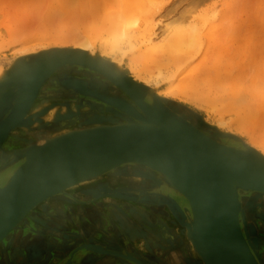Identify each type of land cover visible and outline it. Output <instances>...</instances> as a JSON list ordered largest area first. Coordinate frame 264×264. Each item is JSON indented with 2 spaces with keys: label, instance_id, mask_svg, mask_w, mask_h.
Wrapping results in <instances>:
<instances>
[{
  "label": "rangeland",
  "instance_id": "rangeland-1",
  "mask_svg": "<svg viewBox=\"0 0 264 264\" xmlns=\"http://www.w3.org/2000/svg\"><path fill=\"white\" fill-rule=\"evenodd\" d=\"M82 1L84 3L85 2L87 3L86 7L83 3H81V0H0V31H1L0 32V68H2L5 71V73L8 72L15 65L16 61L19 58L33 55L35 54V52L37 54L38 52H40V50L42 51V49H44V46H46V44L48 45L46 48H51L52 45H54L52 44V40H58L60 38V35L62 34H66L65 39L69 41L68 42L69 46L67 47H72V43L76 42L77 36L80 35L83 36L82 34L85 33L84 36L86 35V37L83 36L84 39L89 38L90 40L93 41V52L95 57L103 58L107 61H110V59L112 60V58H114L115 56H116L115 58L117 57L119 58L120 53L119 52L114 53L113 51L110 52L111 49H109V46L111 44V41L113 40V37L117 35V31L119 30L118 26L117 28H115V26L118 23L117 24L115 23L120 20L119 15H124L123 12H121L120 14V10H122L123 8L122 4H125L123 3V1L125 0H82ZM103 1L104 4H102ZM82 4L84 7L81 6ZM107 4L110 7L106 6ZM89 5L91 7L93 6L94 10ZM116 6L119 8L118 12L110 11L109 13L112 15H110L109 13L106 14V12L108 11L107 9L115 8L114 10H116L117 9ZM165 7L166 9H163L161 11V13L162 12L164 13L162 14L164 15L162 21L163 22L168 21L167 23L171 22L170 24L174 26L173 27L171 25L173 31L179 29L178 26L179 27L183 26L182 28H184L188 22L191 23L193 21H197V19L200 20L199 16L203 17L202 15H205L206 21H210V19H212L211 16L213 15V13L216 14L215 16L216 18H214L215 19L214 30H211V28L209 29L210 27L208 24L209 22L208 23L206 22L207 24H205L206 25L205 31H208V34L211 33L210 34L211 36L214 35L209 38V42L210 39L211 42L208 43L210 47L215 46L213 49L214 52L211 57V60H209L210 61L209 65L213 64V61L221 62V59L223 61L221 62L222 64L223 63L225 64V61H227L228 59L227 63H229V65L230 64L232 65V67L231 65L226 66L228 70V71L226 70V73H224V75L227 74L225 78L227 79L226 82L224 81L225 83L223 82L221 83V85L220 83H218L219 86L222 87V89L221 87L217 86V84H215L214 82H211L212 80L210 81L209 79H205L204 75L200 76V73L197 76V78L199 77L198 78L199 80L197 78L193 80L190 79V81L188 80V82H186L187 85H185V82H184V86L182 82L181 85H179L181 76L177 77L175 75L178 73L175 72L174 66L171 65L172 63L168 64L169 62L167 61H166L167 64L166 62L163 63L164 61H162L163 65H161L162 64L161 62L160 64L156 63L157 64L156 66L157 67L159 66L158 68L161 70L159 71V73L157 74L154 73V75H152V77L149 78L151 88H153L151 89L148 85H145L143 82L134 80L133 78L134 74L132 70L133 69L136 70L137 68L138 69L137 71H139L140 66L138 62L137 64H135V61L133 62V60H131V58L133 57L132 55H130V51L129 52L127 51L128 50L127 42H125L124 40L121 42L123 43V48L126 47L125 49L127 50L120 56L122 58L121 63L124 73L123 79L127 82H131L129 80H132L136 83H139L141 85L139 88L143 94V95L141 94L142 98L146 97L143 91L144 90L150 91L151 89V92H149V97L151 98L150 102H145L144 100L143 102L147 104H150L151 102L157 104L158 102L153 101V99L156 100L158 98L157 100L159 102L161 100L165 108H168L174 114L181 116L185 120H190L198 127L199 130L203 132L206 131L211 134H213L214 131L217 132L215 130L217 127L214 124H216L217 120L220 119V118L218 119V112L220 111H217L218 110L217 106H219L220 103L216 101V104L214 103L215 104L214 105L213 98L215 97L216 93H218L219 96L216 95L215 98L218 97L221 98V96H225V97L227 96V94L224 91L225 88H223L225 87V85L227 88V87H231L232 85H237L241 83L243 85L241 86V88H243L245 91L242 98L244 99L246 98L245 100L242 99L241 102H244L242 103V105L244 104L243 106H245V104L248 103V106H246L249 107L247 108L248 110L246 111L245 107L243 108L240 105V103H238V105L241 106L239 107L237 105L236 100L234 102V100L230 98L232 101L229 99L231 102L228 100L227 102L224 99V97H222L223 99L222 101L225 100L227 103L225 102V105H223V107L221 106L222 107V108L220 107L221 109L219 108L221 111L224 110V112H222L221 114L223 118L225 117V123L221 127V132L226 134H231L234 132L236 133V135L234 134L231 135L236 136L238 140L232 139L227 136H221L218 138V140L220 143L223 142L222 144L232 145L238 148H244L243 144H246L248 147H250L248 143L251 141V139L252 140L255 139L258 142L257 147H259V145H264V114H263L264 113V73H263L264 72V1L263 0H173L172 2H169V4H167ZM101 12L102 13L105 12V15L101 14ZM219 16L220 18L219 20H217ZM101 17H103V20L101 19ZM94 20H96V22ZM99 21L100 22L104 21V22L100 23ZM111 21L112 23L114 22L115 25L111 24L110 23ZM182 23L183 25H181ZM227 23L230 24L229 26L230 30L227 27L228 25ZM97 24L100 26H97ZM108 25L109 28H107ZM159 26L160 24H158V27ZM9 27L11 28L10 31H9ZM225 27L227 28L226 30ZM87 29L89 30V33H86L88 32ZM106 29L110 30L111 32L109 31V33H107L108 31ZM219 31L221 34L220 37L217 34ZM215 32L217 33L215 34ZM249 34L251 37L249 36ZM222 35L224 36L225 42L224 41L222 42L223 40V38H221ZM44 36L46 37V39L41 38L33 42L28 41L29 38L31 39L33 37H44ZM249 39H251V41ZM70 41L72 43H70ZM77 42H79V40ZM207 46L208 45L205 44V47ZM28 50L29 51L34 50L35 52L22 54V51L27 52ZM228 51L229 53H227ZM239 51L241 52V54L239 53ZM157 62L159 63V61ZM131 63H134V65ZM196 63L194 62L193 66ZM246 65L248 67V72H247L248 74L245 73L247 69ZM164 66L166 67V69ZM192 67L190 68L192 69ZM230 69H232L231 70L232 73L228 74ZM59 72H60L59 73L60 76L58 79V83L55 85V88L52 89V90H56L55 94L52 95V98L49 97L50 95L48 94L46 96L47 98H51V100L53 99V101L61 102L62 105L59 103L58 104L53 103L51 101L50 104L52 105V108L51 105L50 106L48 105L40 110L42 111L47 109L46 110L47 113L45 112L42 113V115L32 117L31 120L32 122L33 120L34 122H36L35 126H37L36 127L37 129L41 128L45 124L51 123L54 117H56V114H59L58 111H60L59 115L61 116L72 113L81 114L82 116H88V114H91L90 113L91 109L89 106L91 104L92 98L85 97L82 95H76L73 89H69L66 85L71 81H75V82L77 81L78 83H84L86 89L88 88V90L89 89H93L96 91L98 90L99 92V89H97L96 86H101V85H97L95 83L94 80L95 78L93 77V74H96L99 77H101V75L99 73L97 74L96 72L90 69L87 68L84 69V67H79V68L69 67L64 70L61 69ZM142 72L141 70L139 71L140 75L146 76L145 71L143 73ZM171 74L173 75L172 78L174 77L173 79H171L170 76ZM229 75L230 77L227 78ZM235 79H238V83L237 80L235 81ZM105 80L107 79L105 78ZM244 81L247 83L243 84ZM109 83L111 82L109 81ZM213 84L215 85L212 86ZM223 84L224 86H222ZM254 84L256 85L254 86ZM251 86L252 87L258 86L256 88L257 91H255L254 89L256 93L254 91L253 92L250 91ZM50 88H52V85ZM214 89H216L217 92L216 91L214 92ZM251 90H253V88ZM212 91L214 92V94H212ZM259 91L262 92L259 93ZM165 92H168L169 97H164L159 95V93L165 94ZM257 94L258 96H255ZM207 96L210 98H207ZM149 97L147 98L149 99ZM78 98H80V100H78ZM219 98L218 101H220ZM72 99H74V101L76 102L74 103ZM208 99L209 102H207ZM129 100L135 106V108H139L140 113H142L141 108L136 104V102L131 98H129ZM233 102L236 103L237 107L239 108L238 109L239 111L237 110V108H234ZM56 106L58 108H56ZM241 108H243L244 110L243 113L241 112L243 111ZM50 110L52 111V115H51L52 119L50 118L51 116L50 117L47 116L48 118H45V115H47L50 112ZM253 110H256L257 113L256 111L253 112ZM40 111H38L36 114L40 113ZM250 111L252 113H249ZM6 114L7 112L0 113V117L3 118V116L5 117ZM221 114H219L220 117H222ZM237 114L239 115L238 118L236 117ZM246 117L249 120L246 119ZM249 117L253 119L250 120ZM67 118L68 117L63 119L64 124ZM257 118L260 123L257 121ZM44 119H47L48 121ZM204 119H206L207 122H209V124L211 125H209L206 121H204ZM244 121L246 122V124H244L245 123ZM254 121L255 122L257 121L258 124L255 123ZM32 122L30 123V125L34 123ZM241 122L244 123L242 124ZM253 123L255 124V126L253 125ZM20 128L21 130L25 131V129H22V126ZM211 134H209V137H212ZM36 138L35 141L38 142L42 141V139L38 140L39 137L37 139ZM11 146L17 147L18 145L12 142L11 140V142L8 141V145L4 146L6 148H2V149L8 151L10 150L9 148ZM262 147L264 148V146ZM27 149L28 148H24V147L20 149L18 146V149H13L12 151L10 150L11 153H7L5 158L9 157V159H11L14 157L15 154L17 155L18 153H22ZM14 152L17 153L14 154ZM20 160H22V158ZM132 172L133 173L125 172L124 174H126L131 181L138 183L139 186L153 189L155 191L156 190L164 191V189L161 187L160 188L162 190L156 189V186L154 188L150 187L151 184L152 185L154 184L155 182L154 179L156 178L151 176L148 177L137 170H133ZM9 173L7 174L8 177L12 175L11 173L9 176ZM5 174L6 172L4 173L3 170H0V180L3 179ZM124 174L121 173L120 175L124 176ZM116 175L117 174H114L113 177L109 179H112V181L115 180ZM130 180L124 178L123 179L124 182L119 180L120 182L116 183L115 181L114 185L119 186V188L114 189L109 187L107 185V182H105L104 179H102L100 180L99 185L98 184L97 185L98 186L107 185L105 188L87 189L86 191L78 192V195L76 197L79 198H76L75 200L65 199L63 201L60 200L58 202L51 201L45 207L41 205H40L41 207L40 206L37 207L38 209L37 208L36 209L38 211L35 210L32 216L27 217L28 219L25 218L23 221L24 224L22 226L27 229L28 227H30L29 230L33 231L34 234L38 237V239H40V242L43 243V246H41L43 251L41 253L42 255L40 259L33 262V264H42L40 263L43 260L42 258L44 256L50 257V253L52 251L55 254H57L59 251L58 253L59 255L61 251L62 253L66 254L67 252L65 251H69L70 249L69 245L82 241L83 242L86 241L91 246L94 247V249L86 248L87 249L86 252L87 251L93 252L92 254H94L95 257H99V256L101 257L100 255L101 248L108 245L111 247L118 246L123 250H126L130 253L137 255L139 258L142 259L143 262H145V264H184L183 263L184 260H180V258H175L176 254H182L180 249H183V247L180 248L177 245H174L173 244L174 240L171 242V245L169 247L170 250H168L169 248L167 250L162 249L159 246L160 239L164 240V242L165 241L169 242L170 239L167 235L168 233L166 234V236L164 233L161 234L158 233V231L161 230V227L158 225L157 220H154L152 218V217L158 218L160 216V213L163 214V217L166 216L168 218L172 216L173 214H170V204L168 202H162V203L158 202L157 196L154 194L152 195L151 193L143 192L140 196H138V194L135 195L134 193L133 194L129 193L128 191L130 189V186L128 185L131 183ZM121 187L125 189L120 192V189H122ZM85 188H89V186L82 187L80 189H85ZM70 192L72 193L74 191H70ZM70 192H68V194L67 193L58 194L55 197H63L65 195H69ZM252 192H245V191L240 192V198H241L240 200L242 201V206H241V210H238V217H239V223L241 229L243 230L245 235L250 236L255 240L254 242L255 245L254 247H252V249L254 253L257 254L260 264H264V194H263L264 192L263 193L260 192L252 193ZM47 202L43 204H46ZM180 216L181 219L179 224L183 225L185 221L183 212H181ZM170 219L168 218V220ZM170 224L174 226H178L177 219H175V217L172 216ZM184 229L185 226L183 225V231H182L183 234H184ZM64 236H70V237L67 240L64 239L65 238ZM161 236L163 238H161ZM96 237L100 241L95 240ZM26 239H28L29 242L28 245L30 247V249L28 250H31L30 252L34 257H38L40 255V252H35L37 248H39L38 242L36 241V239H29L28 237H25L24 241L22 239V242H25ZM174 239H176V237ZM10 242L11 241H9V243ZM260 242H263V250L261 254L258 253ZM9 243L7 244L2 243V245H5V252H6L5 259L7 264H12L14 261L8 262V259L10 260L13 257L12 253H9V251L11 250V247H9L8 249ZM103 243L105 245H103ZM179 243L180 242L178 241V244ZM15 245H17L16 242ZM25 245L27 246V244ZM189 245L190 244L186 245L187 248L190 247ZM17 248L21 249V247H17ZM19 249L14 248L12 249V251L14 250L15 252L16 250L17 252L19 251V253H21ZM171 253H173L174 255ZM195 253L201 260L200 261L201 264H204L201 256L196 251ZM85 254L84 252H82V254H79V257L83 258L85 257ZM193 255L194 254L192 253V256ZM2 258L3 256H1L0 258V264H5L6 262L2 263L3 262Z\"/></svg>",
  "mask_w": 264,
  "mask_h": 264
},
{
  "label": "bare ground",
  "instance_id": "bare-ground-1",
  "mask_svg": "<svg viewBox=\"0 0 264 264\" xmlns=\"http://www.w3.org/2000/svg\"><path fill=\"white\" fill-rule=\"evenodd\" d=\"M172 1L173 0H127V1L125 0V1H123V3H125V4L121 3L123 5V6L121 5L123 8H122V10H120V14H121V12H123L124 15H119L120 20L118 19L119 21L115 23V24L118 23L115 26V28H117V26H118L119 32L117 31V35H115L113 37V40L111 41V44L109 46V49H111V51L110 50L109 51L110 52L113 51L114 53L119 52L120 53L119 55L121 56L128 49L127 51L128 52L130 51V55H132V57H133V58H131V60H133V62L135 61V64H137V62L139 64V66H140L139 71L140 70H141V72L145 71V73H146V76L142 75L143 76L142 77L140 75L139 71H137L138 70L137 68H136V70L131 69L133 74H134V76H133L134 80L139 81V82H143L145 85H148L150 88H151V84H150L149 78L152 77V75H154V73L155 74L159 73V71L161 69H159L158 68L159 66L157 67L156 65L160 64V62L162 63V61H164L163 63H165L166 61L169 62L168 64L172 63L171 65L174 66L175 72L178 73L175 75L177 77L181 76L179 85H181V82H182L183 86H184V82H185V85H187L186 82H188V80L190 81V79L193 80V79L197 78L199 73H200V76L204 75L205 79H209L210 81L212 80L211 82H214L215 84H217V86H219L218 83H220V85H221V83H223L224 81L226 82L227 79H225V78H226L227 74L224 75V73H226V70H227L226 66L231 65V64L229 65V63H227L228 59H227V61H225V64L221 63V62H223L221 59V62L213 61V64L209 65V63H210L209 60H211V57H212L213 52H214L213 49L215 46L210 47L208 43L211 42V39L209 42V38L214 36V35L211 36L210 35L211 33L208 34V31H205V26H206L205 24H207L209 22L208 23L210 26L209 29L211 28V30H214V28H215L214 27V20H215L214 18H216L215 17L216 14L213 13L212 16L210 15L212 17V19H210V21H206V19H205L206 17H205V15H202L203 14L202 13L200 15H202L203 17L199 16L200 20L197 19V21H193L191 23L188 22L189 24L187 23V25L184 28H182L183 26H180V27L178 26L179 29L173 31L172 27H171L172 24H170L171 23L170 20H169L170 23H167L168 21L167 22L164 21V22H166V23H164L162 21V18L164 16L162 14H164V13L163 12L161 13V11L163 9H166L165 6L167 4H169V2H172ZM81 3H83L86 7V4H87L86 2L84 3L81 0ZM261 3H262V1H261ZM83 4L81 5L82 7H84ZM102 4H104V1ZM239 4H240V2H239ZM100 6H101V4H100ZM106 6L110 7L108 4ZM91 8L94 10L93 6ZM116 8H117L116 10H114L115 8L114 9H107L108 11L107 12L105 11V12H106V14H108L110 11L118 12L119 8L117 6H116ZM216 10H215V12H216ZM105 12H103V13L101 12V14L105 15ZM110 15H112V14H110ZM228 16H229V14H228ZM219 18H220V16L218 17L217 20H219ZM101 19L103 20V17H101ZM108 19H111V18H108ZM94 21L96 22V20H94ZM102 22H104V21H101L100 23H102ZM243 22H244V20H243ZM110 23L114 24V22L112 23V21ZM215 23H216V21H215ZM220 23H222V22H220ZM107 24H108V22H107ZM158 24H160L159 27H158ZM227 24H228L227 27L229 29L230 24L229 23H227ZM109 25L107 28H109ZM181 25H183V23ZM97 26H100V25L97 24ZM88 28H90V27H88ZM10 29L11 28L9 27V31H10ZM226 29L227 28L225 27V30ZM3 30H5V29H3ZM107 31H108L107 33H109L110 30H107ZM86 33H89V30ZM216 33L217 32H215V34ZM227 33H228V31H227ZM84 34H82V35L84 36ZM217 34L220 37V35H221L220 31ZM65 35L66 34L60 35V38L58 40H52V44H54V45H52L51 48H46L48 46L46 44V46H44V49H42V51H47V50L50 51L52 49H57V50H70L71 52L64 51V52H56V53H52V54H51V52H49L46 55V57L44 58V60L43 61L41 60L42 62H40V63L38 62L39 64L38 63L35 64L36 66L33 67L34 70H33V75L31 77L32 87H31L30 91H28V93H27L28 97H26L25 101L23 102V105L16 112V113H18L19 117H20V114H22L21 115L22 119L20 122L21 124H19V123L14 124V125L12 124V126L9 127V129L7 130L6 133H4V132L1 133V131H0L1 136H4V134H6L4 136V138L1 139V141H0V149H2L4 146L8 145V141L11 142V140H12V142L16 143L20 149H22V147H24V148H29V147L33 148L34 147L32 154L35 155V154L39 153L42 148H45L46 146L52 145V144L56 143L57 141L65 139V138L70 137L72 135L88 133V132L103 129V128L125 127V126H131V125H136V124L143 125L146 127H158V126H160V127H164L165 129L178 131L181 133L186 132L187 134L191 135L192 137L201 139L204 142H210L212 144L219 145V147H218L219 149L230 150V149H233L235 147L232 145L222 144L223 142L220 143L218 140V138L221 137V133H222L221 127L225 123V117L223 118V116L221 114L222 112H224V110L221 111L220 109L223 107V105H225V102L227 100L230 101L232 99V100H234V102H235V100L237 101V105H238V103H240V105L243 108L245 107L246 111L248 110L247 108H249V107H246V106H248V103H246V101H245L246 104H245V106H243L244 104L242 105V103H244V102H241L242 99H244L242 97L245 93L244 89L241 88V86H243L241 83H239L241 85H239V84L232 85L231 87H227V88L225 85V87H223V88H225V90L224 89L223 90L225 91L227 96L226 97L221 96V98L218 97L220 99V101H218V98H215L216 95H218V93H216L215 97L213 96L214 97L213 99L214 100L216 99L215 102L213 100V104L214 103L216 104V101L218 103H220V105L217 106L218 107L217 111H220V112H218V119L219 118L220 119L217 120L216 124H214L217 127L215 129L217 132H215V131L214 132L217 135L214 132H213V134H211V133H208L206 131L203 132V131L199 130L198 127L193 122H191L190 120H186V121H183V122H180L177 124L174 122L165 121L162 119L159 121L153 120L151 118H145V120H143V121L137 120L136 117L133 116L134 114H132L130 112V110L132 112H134L135 114H137L140 112L139 108H135V106L131 102H129L127 98L122 97L123 99L125 98L127 100L126 101V100L121 99V97L120 98L116 97V96H114L115 93H112L111 91H110L111 93H108L109 94L108 95L105 93L98 92V90L97 91L93 90V89L88 90V88L87 89L85 88L84 83H78L77 81L75 82V81H71V80H70L71 82H69V83L67 82L68 84L66 85L69 89H73V91H74V93H76V95H82L85 97H91L92 98L91 104L89 106L91 109L90 110L91 114H88V116H82L81 114L72 113V114L61 116V115H59L60 111H58L59 114H56V117H54V119L52 120L51 123L45 124L41 128L37 129L36 128L37 126H35L36 122H34V120H33V122H34L33 123L31 120L32 117L39 116V115H42V113H45L47 109L44 111L42 110V112L40 110L45 106H48V105L50 106L51 101L53 103H57V104L59 103L62 105L61 102L53 101V99L51 100L52 95H54L56 92V90H52V89H54L55 85L58 83V79L60 76L59 71L61 69H66L69 67H71V68L84 67V69L87 68V69H90V70L96 72L97 74L99 73L101 75V77L106 78L112 84L116 85V87L118 88L119 91L123 92L124 95L133 99L135 102H136L135 98L137 100H139L140 95L142 94L139 86L133 87V85H130V83L132 81L127 82L123 79L124 73H123L122 63H121L122 58L119 55H118L119 58L118 57L115 58L116 57L115 56L114 58H112V60L110 59V61H107L103 58L95 57L94 52H93V41L90 40L89 38L84 39V37H86V35L84 37L81 35L77 36V40L75 43L74 42L72 43L70 41V43H72V47H67V46H69V43H68L69 41L67 39H65V37H66ZM223 35L221 37V38H223L222 42L223 41L225 42ZM249 36H250V34H249ZM78 37H80V38H78ZM41 38L46 39L45 36L44 37H33L31 39L29 38L28 41L33 42V41L39 40ZM81 39H83V40H81ZM78 40H79V42H77ZM123 40L125 42H127V46H128L127 49H125L126 47L123 48V43L121 42ZM249 40L251 41V39H249ZM262 43H263V41H262ZM205 44L208 46L205 47ZM53 46H56V47H53ZM227 46H229V45H227ZM244 46H245V44H244ZM229 51L227 53H229ZM29 52L34 53L35 51L34 50H32V51L28 50L27 52L22 51V54H26V53L28 54ZM239 53L241 54L240 51H239ZM35 54H36V52H35ZM35 54H33V55H35ZM27 60L28 59L26 58V61ZM61 61H64L66 63H64L63 65L56 67L54 70L48 72L49 66L54 67V66H56V64H59V62H61ZM157 61H159V63ZM196 61H197V63H196ZM242 61H243V58H242ZM27 62H29V61H27ZM67 62H70V63H67ZM167 62H166V64H167ZM194 62L196 64L193 66ZM163 63L161 65H163ZM131 64L134 65V63H131ZM190 67H192V69ZM231 67H232V65H231ZM243 67H242V69H243ZM246 67H247V65H246ZM188 68H190V69H188ZM165 69H166V67H165ZM231 70L232 69H230V71ZM230 71L228 72V74L232 73V71L231 72ZM254 71H256V70H254ZM247 72H248V67H247L245 73H247ZM172 74L170 75L171 79L174 78V77L172 78V76H173ZM9 77L10 76H9L8 72L5 73V71L2 68H0V89H2V88L8 89L7 87H4L3 85L6 81H8ZM42 77L44 79H43V82L40 83L39 81L41 80ZM177 77H176V80H177ZM229 77H230V75L227 78H229ZM235 78H237V77H235ZM198 80H196V81H198ZM236 80L238 83V79H235V81ZM100 81L101 80L97 81L96 84L101 85V86H99V88H104L103 90H105L107 87L109 88V86L111 85V84L102 85L100 83ZM245 83H247V82L244 81L243 84H245ZM190 84H192V83H190ZM215 84H213L212 86H214ZM51 85H52V88H50ZM255 85L256 84H254V86ZM222 86H224V84ZM219 87H221V86H219ZM257 87L251 86V89L253 88V90L250 89V91L253 92L254 89H255V91H257L256 90ZM99 88H97V89H99ZM215 88H218V87H215ZM5 89L2 91L1 94H4L6 91H8ZM151 89H153V88H151ZM151 89H150V91H147V90L143 91L144 95L146 97H149V92H151ZM221 89H222V87H221ZM217 90H220V89H217ZM215 91H216V89H214V92ZM214 92L212 91V94H214ZM218 92H220V91H218ZM261 92L262 91H259V93H261ZM77 93H79V94H77ZM255 93H253V94H255ZM47 94L50 95L49 97H51V98H47V96H46ZM159 95L164 96V97H169L168 92H165V94L159 93ZM255 96H258V94ZM222 97H224V99L226 101L225 100L222 101L223 100ZM259 97H260V94H259ZM207 98H210V97L207 96ZM46 99H49V100H46ZM149 99H151V98L149 97ZM261 99H262V96H261ZM78 100H80V98H78ZM72 101L74 103L76 102V101H74V99H72ZM207 102H209V99L207 100ZM136 104L138 105L137 102H136ZM211 105H212V103H211ZM237 105H236V103L233 104L234 108H237V110H238L239 108L237 107ZM240 105H238V106L241 107ZM212 107H213V105H212ZM51 108H52V105H51ZM56 108H58V107L56 106ZM56 108H55V110H56ZM243 108H241V109L243 110ZM252 108H254V107H252ZM51 110L47 115L44 114L45 118H48L52 115ZM38 111H40V113L36 114ZM254 111H256V110H253V112ZM241 112L243 113L244 110ZM247 113H246V115H247ZM249 113H252V112L250 111ZM256 113H257V111H256ZM219 114H221L222 117H220ZM238 114L236 116L237 118L240 115V114L239 115ZM231 115H232V113H231ZM226 116H228V115H226ZM66 117H68V118L66 119V122L64 124L63 119ZM1 118L2 117H0V119ZM40 118H43V117H40ZM50 118L52 119V116ZM249 118H250V120L253 119V118L251 119V117H249ZM246 119H248V118L246 117ZM44 120L48 121L47 119H44ZM204 121L207 122L206 119H204ZM257 121H258V118H257ZM257 121L256 122L254 121V122L257 123ZM31 122L33 123L32 125H30ZM244 122H241V123L243 124ZM207 123L209 124V122H207ZM244 124H246V122ZM261 124H262V122H261ZM23 125H25V126H23ZM209 125H211V124H209ZM253 125L255 126L254 123H253ZM21 126H22V129H25V131L21 130V128H20ZM239 126H240V123H239ZM243 129H244V127H243ZM209 134H211L212 137H209ZM231 134L236 135V133H234V132ZM36 137L37 138L39 137L38 140L42 139V141L41 142L35 141ZM257 143L258 142L255 139H253V140L251 139V141L248 143L250 145L249 149H252L256 154H258L260 157H262L264 159V148L262 147L264 145H259V147H257ZM36 146H38V147H36ZM236 148H238V147H236ZM2 155H4V156H2ZM5 155H6V152L0 150V166H1L0 169H2L5 166H8L10 164H11V166L14 165V168L8 169V172H10V174H11L19 166L18 164L24 160V158L22 160H20L21 158L9 159V157L5 158L6 157ZM128 156H133L134 158L123 160V158L128 157ZM16 161H19V162H16ZM133 170H137L140 173H142L148 177L151 176V177L156 178L157 180L154 179L155 182L153 185L150 183L151 184L150 187H152V188H154L155 186H156V189H159V190H162L161 188H163L164 190H166V191H168V192H170L176 196H179L180 198L185 199V200H187L188 197H192L191 176L189 174H187V172L185 170L180 168V166L175 164L174 162L157 159L156 157H153L152 159H150V158L140 159L137 156V152L132 151V150L125 151V150L118 149V150L108 151V152L99 154L98 156H96L94 158L88 159L87 161H85L84 163L79 165L78 168L73 169V171L55 188V190L49 196L45 197L44 199H42L41 201L36 203L20 219V221H18V223L4 237H2L0 239V245L3 243V241L8 239L9 236H11L15 230H17V228L23 223L25 218L32 216L34 214V211L37 207H39L43 203L47 202L49 199L55 197L56 195L66 194V193L68 194V192L79 189L80 187L91 186V185L97 184L102 179L113 177L114 174L120 175L123 172L133 173L132 172ZM218 177H219L218 182H219L220 194H221L222 202H223V206H224L223 208H224L225 219H226L225 221L227 224L230 222V220L232 219L234 214L238 213L237 212L238 210H241L242 201L240 200L241 199L240 198V192H243V191H245V192H252L253 191V192H260V193L264 192V166L254 154H252V155L251 154H243V155H236V154L234 155L233 154V155L229 156L227 158L225 164L219 169ZM193 201L195 202V198L193 199ZM187 202H188V200H187ZM192 209L193 208L189 205V211H190L191 216L193 215ZM193 210L195 212L194 214L196 216V222H197L196 224H197L199 230L202 233H204V235H207L209 241L211 240V242H212V227H211L210 223H207V220L204 216L205 213L202 212L201 208H199V205L196 202H195ZM238 221H239V217H238ZM183 225L185 226V229H184L185 237L190 244V248L193 249V250L191 249L192 253L196 256L195 251L198 253L197 248H196L197 246L192 239V233L190 231L189 225L186 222H184ZM232 240H233V244L235 246V252H234L235 264H260L257 256L255 255V253L252 249V247H254V245H255L254 244L255 240L252 237L245 235V233L241 229L240 223H239V228L232 232ZM22 243L28 245V243H29L28 239H26L25 242H22ZM27 248L29 249V247H27ZM108 250H106V252ZM110 251H112V250H110ZM35 252H40L39 248H37V250ZM113 253L114 254L116 253V255L118 257L120 256L122 258H129L126 255L125 256L122 255L123 253L119 252V251L118 252L113 251ZM129 259H131V258H129ZM131 260H133V259H131ZM203 263L207 264L205 261H203ZM67 264H69V262H67Z\"/></svg>",
  "mask_w": 264,
  "mask_h": 264
},
{
  "label": "water",
  "instance_id": "water-1",
  "mask_svg": "<svg viewBox=\"0 0 264 264\" xmlns=\"http://www.w3.org/2000/svg\"><path fill=\"white\" fill-rule=\"evenodd\" d=\"M64 51L71 52L70 50L52 49L21 57L8 71L10 77L3 85L8 89H0V113L7 112L6 116L0 119L1 133H6L12 124H21L22 114L19 117L16 112L23 105L26 97H28L27 93L32 87L31 77L35 64L42 62L49 52L52 54ZM26 58L29 62L26 61ZM64 63L66 62L61 61L54 67L49 66L48 72ZM43 79L42 77L39 82H43ZM130 85L133 87L141 86L133 81ZM4 89L8 91L1 94ZM157 99H153V101L158 102L160 106L158 103L147 104L143 102L142 95H140V99L135 98V100L142 113L135 114L131 110L130 112L140 121L145 120V118L158 121L162 119L176 124L186 121L165 108L163 102L161 100L159 102ZM4 136L0 135V141ZM221 136L238 140L236 136L231 134L222 133ZM243 146L244 148L234 147L230 150L219 149V145L204 142L186 132L181 133L160 126L146 127L136 124L72 135L42 148L35 155L32 154L34 147H29L17 155L15 154L17 152H14L13 159L24 158V160L8 180L0 186V239L36 203L49 196L73 169L78 168L88 159L108 151L132 150L137 152L140 159L156 157L174 162L191 176L192 197H188V203L194 209L196 202L202 212L205 213L207 223H210L212 227L211 242L207 235L199 230L195 212L192 209L193 215L188 225L199 255L207 264H235V246L232 240V232L239 228L238 213L234 214L228 225L225 221L218 174L227 158L233 154H254L264 166L262 157L249 149L246 144ZM133 158V156H128L123 160ZM194 198L195 202L193 201ZM130 258L133 259V257Z\"/></svg>",
  "mask_w": 264,
  "mask_h": 264
},
{
  "label": "flooded vegetation",
  "instance_id": "flooded-vegetation-1",
  "mask_svg": "<svg viewBox=\"0 0 264 264\" xmlns=\"http://www.w3.org/2000/svg\"><path fill=\"white\" fill-rule=\"evenodd\" d=\"M64 70V69H63ZM93 77L95 78V83L97 80H101L100 83L102 85H109V88L107 87L105 90H103L104 88H99V86L97 88H99V92L101 93H105V94H108V93H115L114 96L116 97H121V99H123L122 97H125L128 99L129 102H131L129 100V98L123 94V92L119 91L118 88L116 87V85L112 84V83H109L108 80H105V78L103 77H99L98 75L96 74H93ZM92 79V78H91ZM93 82V81H92ZM107 82V83H106ZM111 91V92H110ZM109 95V94H108ZM123 99V100H126V99ZM143 100L145 102H150V99H148L147 97H143ZM127 101V100H126ZM11 151L13 149H18V146L17 147H14V146H11L9 148ZM8 150L6 151V155L7 153H11V151ZM5 155V156H6ZM4 156V155H2ZM20 164V163H19ZM18 164V165H19ZM17 165V164H16ZM17 165V166H18ZM16 167V166H15ZM9 168H14V165L11 166V165H8V166H5L3 167L2 169L0 170H3L4 173L6 172V174L4 175L3 179L0 180V186H2L7 180H8V169ZM125 172H123L122 174H124ZM9 176H10V173H9ZM127 179V180H130L129 177H127L126 174L123 175H116V178L115 180L112 181V179H104L105 182H107V185L111 188H116L118 189L119 186H115L114 185V182L116 181L117 182H120L119 180H121L122 182L123 179ZM112 181V182H110ZM131 181V180H130ZM100 182V181H99ZM99 182L97 184H99ZM115 183V184H116ZM97 184H94V185H91L92 187L89 186V188H85V189H80L82 187H80L79 189H76L74 190V192L70 193L69 195H65L63 197H55V198H51L48 200V202L46 204H42L41 206H46L48 203H50L51 201H55V202H58V201H63L65 199H71V200H75L76 198H79V197H76L78 195V192H81V191H86L87 189H98V188H104L106 186H98ZM130 186V189H129V193H134L135 195L138 194V196H140L143 192L145 193H151L152 195H156L157 198H158V202H168L170 204V214H173L172 216L175 217V219H177V222H178V226H174L171 223V219H172V216L168 217L170 220H168V218L165 216L163 217V214L160 213V216L158 218L156 217H152L154 220H157V223L158 225L161 227V230L158 231L159 234L161 233H164L165 236L166 234L168 235L170 241L169 242H164V240L160 239V244L159 246L162 248V249H168L171 245V242L173 241L174 245H177L178 247L182 248L183 249H180L181 253L182 254H176L175 258H180V260H184V264H201V260L199 259V257L196 255V256H192V250L190 247L187 248V244L188 241L187 239L185 238L184 234H183V225L181 226L179 224L180 222V215H181V212H183V215L185 217V221L186 222H189L190 219H191V214H190V211H189V204L187 202V200H184L182 198H180L179 196H176L166 190L164 191H155L153 189H149V188H145V187H142V186H139L138 183L134 182V181H131V183L128 185ZM83 187H86V186H83ZM122 188V187H121ZM129 188V187H127ZM125 188H122L120 189V192L122 190H124ZM40 206V207H41ZM180 209H179V208ZM38 209V208H37ZM35 209V210H37ZM182 210V211H181ZM38 211V210H37ZM36 211V212H37ZM178 212V213H177ZM48 214V213H47ZM168 221H167V220ZM184 221V222H185ZM24 223H22V225H20V227L17 229V231L15 230L12 235L6 239L3 243L7 244L9 243V241H11L8 245V249L9 247H11V250L9 251V253H12V258L9 260L8 259V262L9 261H14L12 264H33V262L37 261L38 259H40L41 257V253L43 252L42 251V247L43 246V243L40 242V239H38V237L34 234L33 231H30V227L25 228V227H22ZM21 229V230H20ZM177 230V231H176ZM177 232V233H176ZM177 234V235H176ZM25 237H28L29 239H36V241L38 242V245H39V250H40V255L38 257H34L32 255V253L30 252V250L27 249V246L22 243V239L24 241V238ZM65 238L64 239H67L70 237V236H64ZM176 237V239H174ZM161 238H163L161 236ZM95 240H98L100 241L97 237ZM85 241V240H84ZM178 241L180 242L178 244ZM15 242L17 243V245H15ZM103 245H105L103 243ZM70 249L69 251H65L67 252L66 254L60 253V255L58 254H55L53 251L50 253V257H46L44 256L42 259V264H67V262H69V264H145V262L142 261L141 258H139L137 255L133 254V253H130L126 250H123L121 248H119L118 246L117 247H111V246H105V247H102L101 248V257H95L94 254H92L93 252L91 251H87L86 252V248H92L94 249L93 246H91L89 243H87L86 241L85 242H77V243H73L71 245H69ZM85 246V247H84ZM190 246V245H189ZM259 249H258V253L261 254L262 250H263V242H260L259 244ZM17 247H21V249L17 248ZM185 247V249H184ZM19 249L21 251V253H19V251L17 252L15 250L12 251V249ZM109 249V250H108ZM255 249V248H254ZM106 250H108L106 252ZM112 250V251H110ZM170 250V248L168 249ZM113 251H116V252H122L123 254L122 255H126L127 257H133V260L129 259V258H122V257H118L116 255V253L114 254ZM82 252H84L85 254V257L83 258H80L79 257V254H82ZM110 252V253H109ZM5 245H0V258L1 256H3V262L2 263H5L6 262V259H5ZM44 254V253H43ZM173 254V253H171ZM256 254V253H255ZM174 255V254H173ZM55 256V257H54ZM64 256V257H63ZM257 256V254H256ZM62 257V258H60ZM258 258V257H257ZM13 259V260H12ZM139 260V261H138ZM23 262V263H22ZM128 262V263H127ZM7 264V262L5 263Z\"/></svg>",
  "mask_w": 264,
  "mask_h": 264
},
{
  "label": "crops",
  "instance_id": "crops-1",
  "mask_svg": "<svg viewBox=\"0 0 264 264\" xmlns=\"http://www.w3.org/2000/svg\"><path fill=\"white\" fill-rule=\"evenodd\" d=\"M3 148H6V147H3ZM1 151H7V150H3V149H0ZM4 165V164H3ZM1 167V166H0ZM3 167V166H2ZM27 247H29V245H27ZM28 249V248H27ZM29 249H30V247H29ZM31 251V250H30ZM128 263V262H127Z\"/></svg>",
  "mask_w": 264,
  "mask_h": 264
}]
</instances>
